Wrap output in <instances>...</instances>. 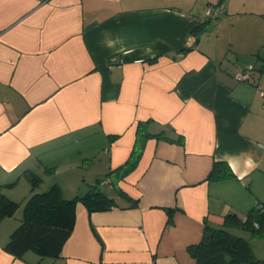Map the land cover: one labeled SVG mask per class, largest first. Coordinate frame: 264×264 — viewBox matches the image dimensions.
Returning a JSON list of instances; mask_svg holds the SVG:
<instances>
[{"label":"crops","instance_id":"obj_1","mask_svg":"<svg viewBox=\"0 0 264 264\" xmlns=\"http://www.w3.org/2000/svg\"><path fill=\"white\" fill-rule=\"evenodd\" d=\"M238 16L218 0H0V194L19 204L0 264H196L205 226L264 202V78L243 65L264 28L247 38ZM32 174L36 191L105 186L119 205L77 201L57 256H15ZM233 231L264 259V236Z\"/></svg>","mask_w":264,"mask_h":264},{"label":"trees","instance_id":"obj_2","mask_svg":"<svg viewBox=\"0 0 264 264\" xmlns=\"http://www.w3.org/2000/svg\"><path fill=\"white\" fill-rule=\"evenodd\" d=\"M219 2L221 0H218ZM136 134L139 146L149 135L146 127L139 128ZM224 175L215 167L210 173V177ZM39 179L36 174L29 176L32 194L23 204L22 217L18 226L5 243V249L18 257L28 250L40 256H57L72 231L77 201H82L89 211L119 205L113 195L102 191L97 186H91L84 193L72 198H64L56 184L46 190L36 191ZM134 204L135 202H131L125 207ZM18 205L17 202L0 194V219L13 215ZM262 206L264 202L256 203L244 219L234 212H229L224 216L221 226H205L200 240L188 247L196 264H264V259L254 255L249 241L233 231V228L248 229L254 236H264V210H262L264 207ZM254 223L258 224L257 228L254 227Z\"/></svg>","mask_w":264,"mask_h":264},{"label":"rangeland","instance_id":"obj_3","mask_svg":"<svg viewBox=\"0 0 264 264\" xmlns=\"http://www.w3.org/2000/svg\"><path fill=\"white\" fill-rule=\"evenodd\" d=\"M221 3L222 6L226 8L227 14L230 15H234L236 13L240 14L238 18L236 17L237 22L248 23L250 27H246V31L244 33L245 37L249 38L252 35V31L250 28H251V22L253 20H259L258 21L259 27L264 28V23H262V17H264V0H221ZM222 16H223L222 14L219 15V17ZM241 16H243L244 18H242ZM261 33H262V37H264V32ZM256 56H258L259 59L256 58ZM244 61H245L243 64L244 66L248 64L253 65L254 68L253 70H251V73L253 75H255L259 79L264 78V38H262V46L260 48V52L256 53L254 58L252 57L244 58ZM100 189L104 192L107 191V188L105 186L103 187L100 186Z\"/></svg>","mask_w":264,"mask_h":264},{"label":"built area","instance_id":"obj_4","mask_svg":"<svg viewBox=\"0 0 264 264\" xmlns=\"http://www.w3.org/2000/svg\"><path fill=\"white\" fill-rule=\"evenodd\" d=\"M219 3H218V5L220 6V8H223L222 3L221 2H219ZM207 13L209 16H215L218 13V11L211 12V7H209ZM249 75H250L249 70H240V71H237L235 74L236 78L240 81L246 80L249 77ZM259 93L262 97H264V89H260ZM262 207H264V206H262ZM262 210H264V208H262ZM254 227L257 228L258 224L254 223Z\"/></svg>","mask_w":264,"mask_h":264}]
</instances>
